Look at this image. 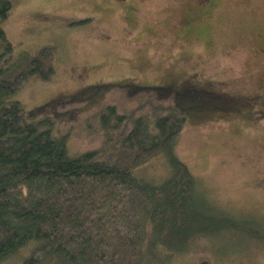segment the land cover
Segmentation results:
<instances>
[{
  "label": "rangeland",
  "instance_id": "obj_1",
  "mask_svg": "<svg viewBox=\"0 0 264 264\" xmlns=\"http://www.w3.org/2000/svg\"><path fill=\"white\" fill-rule=\"evenodd\" d=\"M3 28L16 54L56 47L52 81L31 80L16 100L27 111L64 100L41 115L58 120L73 154L102 145V107L133 114L157 95L140 87L195 89L176 154L247 225L158 264H264V0H15ZM168 167L157 158L136 174L160 185Z\"/></svg>",
  "mask_w": 264,
  "mask_h": 264
},
{
  "label": "trees",
  "instance_id": "obj_2",
  "mask_svg": "<svg viewBox=\"0 0 264 264\" xmlns=\"http://www.w3.org/2000/svg\"><path fill=\"white\" fill-rule=\"evenodd\" d=\"M14 3L0 0V264H158L246 227L200 192L176 154L195 89L140 87L157 95L133 114L102 107V145L77 154L57 119L41 115L64 100L27 111L16 98L35 78L52 81L57 49L15 53L3 28ZM157 158L170 171L160 185L136 174Z\"/></svg>",
  "mask_w": 264,
  "mask_h": 264
},
{
  "label": "flooded vegetation",
  "instance_id": "obj_3",
  "mask_svg": "<svg viewBox=\"0 0 264 264\" xmlns=\"http://www.w3.org/2000/svg\"><path fill=\"white\" fill-rule=\"evenodd\" d=\"M200 3H207L211 6L213 4V0H200Z\"/></svg>",
  "mask_w": 264,
  "mask_h": 264
},
{
  "label": "bare ground",
  "instance_id": "obj_4",
  "mask_svg": "<svg viewBox=\"0 0 264 264\" xmlns=\"http://www.w3.org/2000/svg\"><path fill=\"white\" fill-rule=\"evenodd\" d=\"M100 134V133H99Z\"/></svg>",
  "mask_w": 264,
  "mask_h": 264
}]
</instances>
